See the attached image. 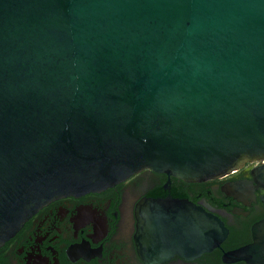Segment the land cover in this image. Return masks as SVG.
<instances>
[{
	"label": "water",
	"instance_id": "obj_1",
	"mask_svg": "<svg viewBox=\"0 0 264 264\" xmlns=\"http://www.w3.org/2000/svg\"><path fill=\"white\" fill-rule=\"evenodd\" d=\"M255 162L264 0H0V248L57 199L143 170L201 183ZM137 220L150 264L228 235L172 197L143 200Z\"/></svg>",
	"mask_w": 264,
	"mask_h": 264
},
{
	"label": "flooded vegetation",
	"instance_id": "obj_2",
	"mask_svg": "<svg viewBox=\"0 0 264 264\" xmlns=\"http://www.w3.org/2000/svg\"><path fill=\"white\" fill-rule=\"evenodd\" d=\"M263 169L264 162L247 163L201 183L143 170L106 190L57 199L0 248V264H150L136 241L137 208L168 197L219 217L228 235L211 252L160 264H264Z\"/></svg>",
	"mask_w": 264,
	"mask_h": 264
}]
</instances>
